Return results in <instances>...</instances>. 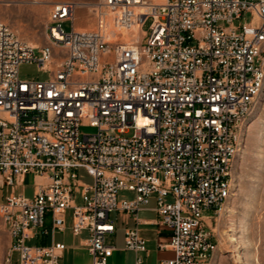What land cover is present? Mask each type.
I'll list each match as a JSON object with an SVG mask.
<instances>
[{
    "label": "built area",
    "instance_id": "1",
    "mask_svg": "<svg viewBox=\"0 0 264 264\" xmlns=\"http://www.w3.org/2000/svg\"><path fill=\"white\" fill-rule=\"evenodd\" d=\"M78 9L92 28L73 27ZM245 14L255 22L234 23ZM44 33L46 44L32 46L0 21L4 263L16 254L17 264H60L65 246L53 237L69 212L70 233H87L91 264H106L110 214L138 222L152 200L169 233L161 248L172 253L159 264H209L204 214L232 192L243 125L264 86V0L66 1L52 6ZM21 64L47 78L21 79ZM27 175L42 180L31 198L15 192ZM124 247L146 252L137 228L124 230Z\"/></svg>",
    "mask_w": 264,
    "mask_h": 264
},
{
    "label": "rangeland",
    "instance_id": "2",
    "mask_svg": "<svg viewBox=\"0 0 264 264\" xmlns=\"http://www.w3.org/2000/svg\"><path fill=\"white\" fill-rule=\"evenodd\" d=\"M76 2L93 5L97 0H0V21L7 24L13 32L26 43L33 46H44L46 38L44 27L53 5L60 2ZM254 23L255 17L245 14L234 23ZM149 21L143 26L147 31ZM65 32L71 30L70 23L62 25ZM75 29L92 28L90 12L78 9L73 24ZM56 56V51L53 52ZM21 79L45 80L47 73L39 71L34 64L19 66ZM82 134H92L95 129L81 126ZM131 132L127 134L129 137ZM79 181L90 184L91 178L83 171L78 172ZM232 192L222 209L215 215L204 214V223L213 234V249L209 264H264V86L256 105L246 117L238 151L232 165ZM42 180L32 175L25 176L22 183L16 184L15 192H22L25 198H31L33 185ZM119 198L132 199L126 191L118 193ZM76 203L80 204L79 198ZM151 203L153 201L151 200ZM146 216L141 213L140 216ZM125 214H110V220L119 231ZM71 218L66 213V225L62 233H55L54 240L63 244L79 243L84 235L74 236L69 231ZM116 235V234H115ZM114 236H107V245L114 244ZM28 242L27 244H31ZM9 245L8 236L0 225V264ZM16 254L12 264H17Z\"/></svg>",
    "mask_w": 264,
    "mask_h": 264
},
{
    "label": "crops",
    "instance_id": "3",
    "mask_svg": "<svg viewBox=\"0 0 264 264\" xmlns=\"http://www.w3.org/2000/svg\"><path fill=\"white\" fill-rule=\"evenodd\" d=\"M153 208L154 204L150 203L146 209L140 210L136 215L138 222L135 221L132 215L125 214L127 216L123 219V226L119 231H117L112 221L114 232L108 235V237L116 235L114 244L112 245H107L104 239L105 244L113 248L112 254L106 264H134L136 258H140L141 264H159L160 261L172 257V253L169 250L161 248L167 245L169 233L157 224V215L153 211ZM141 213L146 214V216H140ZM67 228L68 226L66 225L65 229L67 230ZM127 228H137L139 235L145 241L146 252L134 253L125 249L124 230ZM80 235H84V238L78 244L76 242L64 244L65 250L62 253L60 264H91V257L85 248L87 233L83 232ZM49 242L50 238L47 237L44 243L48 244Z\"/></svg>",
    "mask_w": 264,
    "mask_h": 264
},
{
    "label": "bare ground",
    "instance_id": "4",
    "mask_svg": "<svg viewBox=\"0 0 264 264\" xmlns=\"http://www.w3.org/2000/svg\"><path fill=\"white\" fill-rule=\"evenodd\" d=\"M89 28V27H88ZM88 28H86V29H83V30H87ZM33 46V45H32Z\"/></svg>",
    "mask_w": 264,
    "mask_h": 264
}]
</instances>
